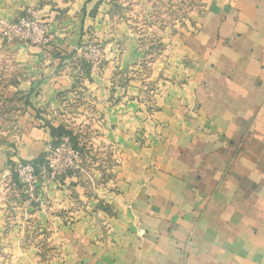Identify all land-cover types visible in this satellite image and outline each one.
Returning <instances> with one entry per match:
<instances>
[{
	"label": "crops",
	"instance_id": "1",
	"mask_svg": "<svg viewBox=\"0 0 264 264\" xmlns=\"http://www.w3.org/2000/svg\"><path fill=\"white\" fill-rule=\"evenodd\" d=\"M135 1L0 0V24L34 11L52 30L46 47L0 36L19 129L0 141V264H264V0L161 26ZM49 127L96 168L50 179ZM16 160L39 163L31 197Z\"/></svg>",
	"mask_w": 264,
	"mask_h": 264
},
{
	"label": "built area",
	"instance_id": "2",
	"mask_svg": "<svg viewBox=\"0 0 264 264\" xmlns=\"http://www.w3.org/2000/svg\"><path fill=\"white\" fill-rule=\"evenodd\" d=\"M51 34V25L41 21L34 11H27L15 20L0 24V36L7 44L46 47L51 43ZM82 58L93 71L102 69L103 55L97 45H87ZM88 164L84 151L74 148L69 140H62L46 148L40 168L50 179L57 180L69 172L87 170ZM36 169L31 162L16 160L12 164L18 183L30 197L38 181Z\"/></svg>",
	"mask_w": 264,
	"mask_h": 264
},
{
	"label": "rangeland",
	"instance_id": "3",
	"mask_svg": "<svg viewBox=\"0 0 264 264\" xmlns=\"http://www.w3.org/2000/svg\"><path fill=\"white\" fill-rule=\"evenodd\" d=\"M144 1H147L148 5L152 7L151 10H149V12L152 13L151 14L152 16L150 15V18L152 20L151 21L152 26L155 25L161 26L164 21H166L168 25H171L175 23L177 14L179 12L181 14H184L185 17H189L193 13L195 8H197L198 6L200 7V5L201 6L203 5L202 0H143V4H140L138 3V1H135L136 3H134V5H137V7H139L138 8L139 11L140 9H142L141 5L143 6V8L146 9V7L144 6L145 5ZM126 6L129 9V3H127ZM133 9L136 8L133 7ZM162 12H164L165 14L163 18L161 15ZM138 24L141 25L142 22L140 23L139 21ZM4 72H5V67L0 65V77L1 75L4 74ZM2 84L3 81H0V85ZM7 108L10 109L9 105L7 107L4 106V108L0 107V141H16V138L19 133L18 124H17L18 115L16 113H11V112L7 113L6 112ZM28 117L34 118V116L29 114L27 115V125H26L27 128L29 126L34 127V123L30 122ZM94 156L95 155L89 156L90 161L88 164L87 171L92 170V168H96L97 166L96 163L94 162L95 161Z\"/></svg>",
	"mask_w": 264,
	"mask_h": 264
},
{
	"label": "trees",
	"instance_id": "4",
	"mask_svg": "<svg viewBox=\"0 0 264 264\" xmlns=\"http://www.w3.org/2000/svg\"><path fill=\"white\" fill-rule=\"evenodd\" d=\"M49 131H50V134H51V136L53 137V138H56V140H55V142L52 144V145H56V144H58L61 140H60V138L62 137V136H64V135H69V132L68 131H66V130H64L63 128H61V127H58V128H52V127H49ZM72 144V143H71ZM73 147L74 148H77V149H79V150H82V151H84V149L83 148H80V147H77L76 145H74L73 144ZM34 166H35V168H37L38 166V162L36 163V162H31ZM42 163H43V160H42ZM42 165V164H41Z\"/></svg>",
	"mask_w": 264,
	"mask_h": 264
}]
</instances>
